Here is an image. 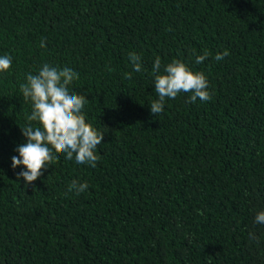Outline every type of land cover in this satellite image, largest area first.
<instances>
[{
  "label": "trees",
  "instance_id": "16d2710c",
  "mask_svg": "<svg viewBox=\"0 0 264 264\" xmlns=\"http://www.w3.org/2000/svg\"><path fill=\"white\" fill-rule=\"evenodd\" d=\"M5 55L0 264H264V0H0ZM157 57L203 72L212 99L181 92L154 116ZM45 63L79 73L69 90L104 139L96 167L54 153L26 187L20 86Z\"/></svg>",
  "mask_w": 264,
  "mask_h": 264
},
{
  "label": "clouds",
  "instance_id": "9594fccd",
  "mask_svg": "<svg viewBox=\"0 0 264 264\" xmlns=\"http://www.w3.org/2000/svg\"><path fill=\"white\" fill-rule=\"evenodd\" d=\"M41 47L46 44L42 40ZM230 53L225 49L215 56L220 61ZM210 54L204 52L196 57V63H203ZM129 60L135 72L142 71L141 57L136 53H129ZM12 60L10 56L0 57V72L10 70ZM161 60L156 58L153 65L154 88L158 100L150 105V111L155 116L164 111L166 98L175 99L181 92L192 93L190 102L195 103L197 98L203 102L210 101L212 95L208 91V79L203 72H193L179 60L168 63L163 73H160ZM125 78H131V73H125ZM79 79V73L71 68L50 66L45 63L33 75L28 73L27 83L21 84L20 91L25 101L32 103L31 115L27 117L28 126L21 128L22 135L26 137V143L18 145V156L11 158L13 169L23 167L17 174L27 187L40 178L57 159L55 154H64L67 160H72L75 154L77 164H87L96 167L100 157L96 149L104 139V133L99 132L86 122L85 113L82 111L87 104V98L71 93L69 86ZM38 126H33L32 122ZM88 189L87 183L73 181L69 185V191H75L77 195ZM257 224H264V211L257 214Z\"/></svg>",
  "mask_w": 264,
  "mask_h": 264
}]
</instances>
